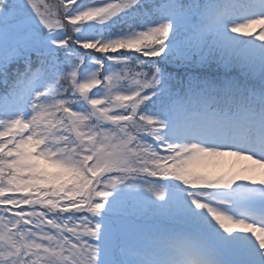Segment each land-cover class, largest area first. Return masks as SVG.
<instances>
[{
	"label": "snow or ice",
	"instance_id": "obj_1",
	"mask_svg": "<svg viewBox=\"0 0 264 264\" xmlns=\"http://www.w3.org/2000/svg\"><path fill=\"white\" fill-rule=\"evenodd\" d=\"M0 85V264H264V0H0Z\"/></svg>",
	"mask_w": 264,
	"mask_h": 264
},
{
	"label": "rangeland",
	"instance_id": "obj_2",
	"mask_svg": "<svg viewBox=\"0 0 264 264\" xmlns=\"http://www.w3.org/2000/svg\"><path fill=\"white\" fill-rule=\"evenodd\" d=\"M0 92H3V86L0 85ZM235 170L232 162L228 158H224L219 168L216 169V171H232Z\"/></svg>",
	"mask_w": 264,
	"mask_h": 264
}]
</instances>
